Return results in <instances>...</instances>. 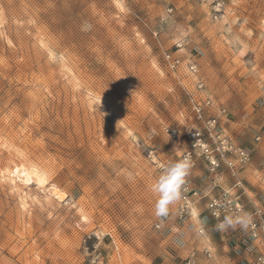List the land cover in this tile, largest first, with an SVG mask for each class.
I'll return each instance as SVG.
<instances>
[{
	"label": "rangeland",
	"instance_id": "374dc122",
	"mask_svg": "<svg viewBox=\"0 0 264 264\" xmlns=\"http://www.w3.org/2000/svg\"><path fill=\"white\" fill-rule=\"evenodd\" d=\"M166 52L199 64L220 130L250 154L245 215L264 207V0H227L218 19L203 0H0V264H97L96 249L109 264H259L264 234L221 228L206 199L155 215L148 185L196 123ZM214 175L200 158L185 179L206 190Z\"/></svg>",
	"mask_w": 264,
	"mask_h": 264
},
{
	"label": "built area",
	"instance_id": "2783aa9c",
	"mask_svg": "<svg viewBox=\"0 0 264 264\" xmlns=\"http://www.w3.org/2000/svg\"><path fill=\"white\" fill-rule=\"evenodd\" d=\"M203 2L209 3L210 12L215 19L223 16L227 0H203ZM177 46L181 48L183 42L178 43ZM165 60L173 72L179 74L184 71V80L186 79L187 83L184 82L183 87L196 121L190 130L189 148L183 153L182 160L187 158L190 161V170L201 158L209 170L215 173L211 178L210 187L206 190L185 179L179 198V215L188 218L194 204L206 199L208 210L221 225L230 226L245 222L251 236L260 238L264 234V207L256 206L252 213L245 215L246 205L241 198L244 193L241 170L250 160L249 152L220 130V120L225 109L210 94L199 64L193 59L185 62L183 56L171 52L165 53ZM168 133L172 138L177 137L175 130L168 129ZM225 169L228 170L232 183L223 187L222 175L219 172ZM217 187L220 190L215 193ZM207 252L210 256L211 253ZM93 262L109 264L100 249H96ZM258 262L264 264V254L258 257ZM183 264H198L196 254H190Z\"/></svg>",
	"mask_w": 264,
	"mask_h": 264
},
{
	"label": "clouds",
	"instance_id": "9594fccd",
	"mask_svg": "<svg viewBox=\"0 0 264 264\" xmlns=\"http://www.w3.org/2000/svg\"><path fill=\"white\" fill-rule=\"evenodd\" d=\"M190 161H169L161 165L159 173L151 180L148 190L154 197V210L156 216H165L168 206L180 198L181 187L190 168ZM226 225H220L221 228Z\"/></svg>",
	"mask_w": 264,
	"mask_h": 264
},
{
	"label": "bare ground",
	"instance_id": "6f19581e",
	"mask_svg": "<svg viewBox=\"0 0 264 264\" xmlns=\"http://www.w3.org/2000/svg\"><path fill=\"white\" fill-rule=\"evenodd\" d=\"M96 99H97V97L91 98V103L95 102V104H96V101H97ZM118 122H119V126H123L121 119H119ZM26 177H27V178H25L26 180H29L30 178H32L37 184H39L40 186H44V187L49 180L47 172L44 169H41L40 167H38L34 164L28 165V167H26ZM50 187H51L50 190L52 191V193H54L56 195L59 194L55 186L50 185ZM195 212L196 211L194 208V213Z\"/></svg>",
	"mask_w": 264,
	"mask_h": 264
},
{
	"label": "crops",
	"instance_id": "0c3cea01",
	"mask_svg": "<svg viewBox=\"0 0 264 264\" xmlns=\"http://www.w3.org/2000/svg\"><path fill=\"white\" fill-rule=\"evenodd\" d=\"M194 208H195V207L192 208V213L195 214V216H196V215H197V210H196V208H195V211H196V212L194 213ZM202 240L204 241V240H205V237H202Z\"/></svg>",
	"mask_w": 264,
	"mask_h": 264
}]
</instances>
